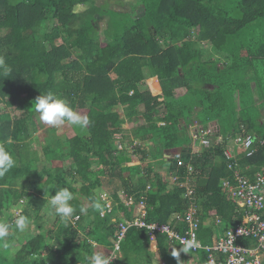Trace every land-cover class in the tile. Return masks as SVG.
I'll list each match as a JSON object with an SVG mask.
<instances>
[{
	"label": "trees",
	"instance_id": "trees-1",
	"mask_svg": "<svg viewBox=\"0 0 264 264\" xmlns=\"http://www.w3.org/2000/svg\"><path fill=\"white\" fill-rule=\"evenodd\" d=\"M89 1L0 0V56L11 67L10 75L0 74V144L16 161L0 177V222L9 226L8 237L0 241V264H92L98 252L113 257L110 264H154L146 229H127L113 255L112 244L120 225L136 218L135 207L125 206L127 197L136 202L145 198L146 223L172 222L176 232L184 233V224L175 216L187 209L185 189L170 187L155 170L168 165L167 171L174 172L175 160L165 161L164 156L180 151L197 177L193 185L198 208L213 209L222 220L208 231L219 234L241 225L244 213L220 188V181L232 174L225 147L216 145L190 158L189 132L198 125L205 128L215 121L227 139L255 133L254 153L247 157L236 148V162L244 169L252 167L253 173L264 168V123L259 122L264 42L244 41L247 31L264 19V0H134L139 9L122 13L121 21L94 5L77 12ZM99 36L104 47L97 43ZM201 44L218 56L206 58ZM146 75L158 79L160 95L139 88ZM253 83L261 96L254 94ZM193 84L200 87L198 93ZM181 87L187 91L179 98L176 91ZM49 91L86 115L90 124L84 129L68 124L74 135L57 136L34 107L35 99ZM120 106L126 107L125 116L113 111ZM8 108L25 116L15 118ZM140 116L145 125L133 128L132 136L152 141L155 153L137 166L122 158L116 135L124 131L126 121ZM32 125L41 133L30 134ZM62 188L78 190L70 201L76 211L67 221L49 214L50 195ZM97 203L100 209L94 208ZM14 211L19 212L17 218H29L23 232L16 229ZM260 215L264 219V209ZM155 240L161 264L207 260L205 251L189 249L177 261L173 252L184 245L164 234H156ZM238 243L256 245L251 238Z\"/></svg>",
	"mask_w": 264,
	"mask_h": 264
},
{
	"label": "built area",
	"instance_id": "built-area-1",
	"mask_svg": "<svg viewBox=\"0 0 264 264\" xmlns=\"http://www.w3.org/2000/svg\"><path fill=\"white\" fill-rule=\"evenodd\" d=\"M198 129L195 130L193 139L196 148L200 146L202 150L203 146L205 148L208 147L206 139L212 133L208 129L205 131L202 130V134H200L199 132L201 130ZM233 139L234 146L246 151L247 156H251L254 153L252 147L257 139L254 135L243 132L242 136H237ZM216 145H220V141L216 142L214 146ZM224 156L229 161L228 169L232 171V175L222 180L221 188L239 207L251 212L246 221L220 235L212 244H202L199 238V232L200 228L208 223V220L206 219L205 222L201 220L196 205L197 197L195 196L194 190L184 181L182 184L179 183V186L185 189L184 197L191 203V207L188 212L175 216L176 221L184 224V233L176 232L171 224L146 223V209L142 202L138 217L132 222H127L126 225L121 226V233L111 254L113 255L119 250L120 240L127 229L129 227H138L147 230L151 241L155 240L156 234H164L170 240L179 241L182 245H184L185 240L194 239L198 246L190 249L194 251L201 249L208 254L204 264H263L264 219L259 215V212L264 209V171L257 173L253 181H251L241 173L239 166L235 163L236 155L230 149L224 150ZM175 158L177 159V166L175 167L174 174L170 175V180L174 183L182 179L179 168L184 166L179 153ZM188 169L191 170L190 167ZM129 203H131V200ZM107 206L110 208L109 205ZM101 215L103 216L104 213L102 212ZM243 238L254 239L256 241V247H246L239 244V240Z\"/></svg>",
	"mask_w": 264,
	"mask_h": 264
},
{
	"label": "crops",
	"instance_id": "crops-1",
	"mask_svg": "<svg viewBox=\"0 0 264 264\" xmlns=\"http://www.w3.org/2000/svg\"><path fill=\"white\" fill-rule=\"evenodd\" d=\"M103 1V2H102ZM95 1L94 0H92V2H91V0L89 1V3L88 4H90L89 6L86 4L85 6H86V8H84V10L83 11H85V10H88L89 8H91L94 4V7H96V9L97 10H102V8H104L105 9V11L104 12H106V11H110V8H111V12L113 11V12H115L116 11V9L118 8L119 9V11H120V13H119V15L121 14V13H125V12H127L128 10H123L122 8H120V7H116V5L113 3L114 2V0H100V4H96V2L94 3ZM105 3H109L110 5H109V8L105 5ZM121 9V10H120ZM107 14V13H106ZM103 17V16H102ZM101 27L103 28L104 27V25L107 23V16L106 17H104V18H101ZM103 43V42H102ZM101 47H104V43H103V46L101 45ZM221 61H224V60H221ZM262 72H263V70H262ZM262 83H263V85H264V80L262 81ZM189 84H191L190 82H189ZM188 85V84H187ZM190 87H194V91H195V93H197L198 92V89L200 90V87H198L197 85H195V84H193V85H190ZM198 87V88H197ZM139 88H141V90H142V92H145V91H149L151 94H152V96H158V95H160V93H161V88H160V85H159V82H158V79L156 78V77H151V76H148V75H146L145 76V79H144V81L140 84V86H139ZM196 88V89H195ZM252 89H253V91H254V94L255 95H258V96H261V94L260 93H258L259 92V87H258V84H255V83H253L252 84V87H251ZM186 91H187V89H185V88H179V89H177V96L179 97V98H181V97H184V96H186L185 94H186ZM193 91V92H194ZM188 95V94H187ZM264 97V96H263ZM162 98H159L158 99V102H162ZM256 100H259L258 98H256ZM263 101H264V98H263ZM124 108H126V107H123V106H120V107H116V108H114L113 109V111H116V112H119L120 114H121V116H122V114H123V109ZM137 108H138V112H140V113H142L143 112V109H144V106H142V105H140V106H137ZM157 110L161 113V114H163V112H164V107H163V105H159L158 107H157ZM262 116L259 118V122L260 123H264V107L262 108ZM141 118V116L139 117V120H138V118H136V120H133V121H126V125H125V129H124V131H122L120 134H117V135H120V139H123L124 141H125V143H126V146H127V148H132V151H131V153L129 152V149H128V151L126 150V149H124L127 153H124V150H121V148L120 147H117L122 153H123V156H122V158H124V159H127V160H129V162H131V164L133 165H141L142 163V161H150L151 160V156H153V155H151V153H155L154 152V149H153V151H151L149 154H146L144 151H145V149H148L150 146H153L154 144L152 143V141H150V140H147V141H140V140H138L137 138H134L133 136H132V133H131V130L133 129V128H135V127H137V126H141V125H145V120H143V119H140ZM127 119V118H126ZM159 125H161L162 123H158ZM196 124H198L197 122H196ZM198 127H201L202 128V126H200V125H198ZM206 127L208 128V129H210L212 132V134L206 139V141L208 142V147L207 148H205V146H203V149L201 150V148H200V146L198 147V148H196V146H195V143H194V139H193V130L195 129V128H193V130L191 131V132H189V135L191 136V143H190V145H188L187 146V148L189 149L188 150V153L190 154V158H192L193 156H199L200 154H202L204 151H206V150H208V149H210V148H213L214 147V145H215V143L216 142H218V141H220V145H223L224 147H225V149L224 150H227V149H230L232 152H233V154H235L236 155V148L237 147H235L234 146V139L232 138V139H227V138H224V136H222L220 133V130H219V125L214 121V122H209V123H207V125H206ZM192 129V128H191ZM198 128H196V130H197ZM204 129V128H203ZM208 129H205V130H208ZM255 137H257L258 138V136L255 134V133H252ZM126 137H128L130 140V142H132V145L130 146V145H128L127 143H128V140H126ZM134 142H135V144H136V148H133V146H134ZM141 147H145V149L143 150V152H142V149H141ZM136 150V151H135ZM138 150H140L142 153H140ZM179 153V155H180V157H181V159H182V156H183V151L181 152H175L173 155H171L170 157H168L167 156V158H171V160L173 161V160H175V165L177 166V159L175 158V156L177 155ZM127 154H131L130 156L129 155H127ZM138 155H140L141 157H138V161L137 162H139V164H137V162L136 161H134V159H132L131 157L132 156H134L135 158H137V156ZM166 156H164V160L165 161H167L166 160V158H165ZM238 156H236V160H238ZM227 160V159H226ZM182 161H183V159H182ZM134 162V163H133ZM227 162H228V164H229V161L227 160ZM238 162V161H237ZM183 163H184V166L182 167V168H179V170H180V174H181V178L183 179V183H184V181L194 190V193H195V196H196V190H195V187H194V185H193V183L195 182V180L197 179V177L196 176H194V169H193V165H192V163L189 161V162H187V163H185L184 161H183ZM228 164H227V167H228ZM124 165H126V164H124ZM168 166V165H167ZM166 166V167H167ZM176 166H174V168L176 167ZM238 166H239V169L241 170V173L244 175V176H246L247 178H249L251 181H253V179L255 178V176H256V174L257 173H259V172H262V171H264V168L263 169H261V170H259V171H256V172H252L253 171V168L252 167H248V168H242L239 164H238ZM166 167H163V168H161V170H159V174L161 175V176H163L164 177V180H165V183L166 184H168L170 187L172 186H178L179 188H181L180 186H179V183L177 184V182H172L171 180H170V175L171 174H174V172H168L167 171V169H166ZM191 168V170H189L188 168ZM156 171H158L157 169H156ZM251 173H253L252 175H251ZM232 175V174H231ZM230 175V176H231ZM229 176V177H230ZM223 179H226V178H223ZM222 179V180H223ZM134 180H137V176H134ZM222 180L220 181V188H221V182H222ZM147 190H149V187L147 188ZM221 191H222V193H223V195L227 198V200L228 201H230L232 204H234L235 206H236V208H237V211L239 212V213H244V217H243V220H242V222H241V224L244 222V221H246V219H247V217H248V215H249V213H251L249 210H247V209H244V208H241V207H239L235 202H233L232 201V199H230L229 198V196L227 195V194H225L224 192H223V190H222V188H221ZM131 200V203H129V201ZM187 200V199H186ZM144 203V205H145V209H146V215H147V206H146V203H145V198L144 197H142L141 199H140V201L139 202H136L135 201V199L133 198V197H127L126 198V201H125V206L126 207H128V208H131V209H134L133 207H135V209H134V213H135V215H136V218L138 217V215H139V210H140V204L141 203ZM187 203H188V205H187V209L185 210V212H188L189 211V209H190V207H191V203L189 202V201H187ZM197 203V202H196ZM112 204H113V202H112V200L111 199H108V202H107V205H109L110 206V208L112 207ZM137 204V206H135ZM197 205V204H196ZM199 206V205H198ZM198 206H197V208H198ZM200 208V209H199ZM198 208V210H199V214H200V217H201V220L203 221V222H205L206 221V219L208 220V223H206V224H204L202 227H203V229L200 231V235H199V238H200V241H201V243L202 244H204V245H210V244H212L220 235H222V234H224L225 232H222V233H219V234H215L213 231H208V228L211 226V224H213L214 226H218L219 224H221L222 223V220L221 219H219L217 216H215V211L212 209H206V208H203V207H199ZM259 215H260V212H259ZM102 216V215H101ZM261 216V215H260ZM134 220V219H133ZM133 220H131V221H128V222H132ZM173 220H174V217H173ZM114 221V220H113ZM218 221H220V223H218ZM127 224V223H126ZM125 224V225H126ZM169 224H172V222L171 223H169ZM173 225V224H172ZM120 226H123V225H120ZM130 228V227H129ZM128 228V229H129ZM148 233V232H147ZM119 237V236H118ZM123 238V237H122ZM121 238V239H122ZM148 238H149V236H148ZM118 240V238L114 241V244H112V249H114L115 248V246H116V241ZM170 240V239H169ZM149 241H150V243H149V245H148V251L153 255V257H154V264H161V260H160V258H159V251H158V249H157V246H156V240H154V241H151L150 239H149ZM248 247H256V245H253V244H251V246H248ZM113 251V250H112ZM119 252V251H118ZM118 256L119 257H121V254L119 253L118 254ZM187 264H189L188 262H187ZM263 264H264V256H263Z\"/></svg>",
	"mask_w": 264,
	"mask_h": 264
},
{
	"label": "clouds",
	"instance_id": "clouds-1",
	"mask_svg": "<svg viewBox=\"0 0 264 264\" xmlns=\"http://www.w3.org/2000/svg\"><path fill=\"white\" fill-rule=\"evenodd\" d=\"M11 73V67L6 63L5 58L0 56V74L8 76ZM35 110L39 112L40 119L47 125L60 126L66 122L72 126L80 129L86 128L90 124L89 118L80 115L69 107L66 100L58 98L53 92L49 91L43 95H39L35 99ZM247 155V153H246ZM252 156V155H251ZM249 157V156H247ZM236 165L238 166L236 160ZM16 166V161L7 150V148L0 144V177L5 176L10 170ZM232 172V171H231ZM73 200V193L68 188H62L55 192V195H50L49 205L52 216H59L62 221H67L75 213L76 209L70 203ZM100 204H95V209H100ZM86 209H81V212H86ZM16 229L20 232L25 231L29 224V218L20 215L16 219ZM9 235V226L6 222H0V241H4ZM3 246L8 248L9 245L4 243ZM198 246L197 242L192 240H185L182 248L176 249L173 252V257L179 260L180 254L187 252L190 248ZM112 258L105 256L103 253H95L91 257L92 264H110Z\"/></svg>",
	"mask_w": 264,
	"mask_h": 264
},
{
	"label": "rangeland",
	"instance_id": "rangeland-1",
	"mask_svg": "<svg viewBox=\"0 0 264 264\" xmlns=\"http://www.w3.org/2000/svg\"><path fill=\"white\" fill-rule=\"evenodd\" d=\"M95 2H96V4H100L101 2H100V0H94ZM92 2V1H91ZM94 2V3H95ZM103 2V1H102ZM115 5H116V7H121L122 9H124V10H128L127 12H131V11H133V10H135V9H139V3H138V1H134V0H114V2H113ZM88 6L90 5V4H87ZM95 5V4H94ZM105 5L109 8V3H105ZM84 8H86V6L85 5H80L78 8H77V12H82L83 10H84ZM130 8V9H129ZM121 10V9H120ZM102 11H105V9L104 8H102ZM106 13L107 14H109L110 16H112L113 14H117L118 16L116 17V19H118V20H120L121 21V19H123V18H121V17H119V13H120V11H119V9L117 8L116 9V11L115 12H111V8H110V11H106ZM120 15H122V13L120 14ZM95 17H97L96 15H94ZM124 21V20H123ZM246 37H247V39L246 40H244V41H246L247 43H254L255 41H257V40H259L260 42H264V19L263 20H261V21H259L258 23H256V24H254L253 25V27H251L248 31H247V35H246ZM100 43L102 46H103V43H104V41H103V37L102 36H99L98 38H97V43ZM103 42V43H102ZM201 46L203 47V48H205V53H204V56L206 57V58H216L218 55L214 52V51H212L210 48H206V47H204V44H201ZM264 57V56H263ZM198 93V92H197ZM7 111H9L10 113H11V115H13V117H15V118H20V117H23V116H25L24 114L25 113H23V112H18V111H16V110H14V109H12V108H8L7 109ZM115 113H118V114H120L119 112H116V111H114ZM122 116H125V113H124V109H123V114H122ZM32 128H33V130L31 129L30 130V134H32L33 136L34 135H38V134H40L41 133V129L39 128V127H36L35 125H32ZM196 128H198V126H196L195 127V129L193 130V128L191 129V131L193 130V134L195 133V130H196ZM205 129H208L207 127H205L204 129L203 128H201L200 127V129H198V130H201V132H199L200 134H202V130H204L205 131ZM55 134L57 135V136H59V137H61V138H69V137H71V136H73L74 135V132H73V130H72V128L68 125V123H65V124H63V125H60V126H55ZM212 132V131H211ZM237 137V136H236ZM116 146L117 147H120L121 148V150H124V149H126L127 151H128V149H129V152L131 153V151H132V148H127V146H126V143H125V141L123 140V139H120V135H116ZM133 148H136V144H135V142H134V146H133ZM141 149H142V152H143V150L145 149V147H141ZM153 149H154V145L153 146H150L148 149H145V153L146 154H149L151 151H153ZM252 149H253V147H252ZM253 151H254V149H253ZM124 153H127L125 150H124ZM127 155H131V154H127ZM138 157H141L140 155H138L137 156V158H135L134 156H132L131 158L132 159H134V161H138ZM166 158V160H168V158L167 157H165ZM95 159V158H94ZM134 163V162H133ZM69 162H66L65 163V166H69ZM137 164H139V162H137ZM125 166V165H124ZM157 169V167H155V170ZM160 170V169H159ZM159 170L157 171V172H159ZM78 189V188H77ZM71 192L72 193H74V194H76L77 192H78V190H76V191H74V190H71ZM90 194L89 195H91V198H92V196H93V192H89ZM49 210H50V207H49ZM15 215H16V218H17V216H18V214H19V212H16V211H14L13 212ZM184 213H185V211H184ZM181 214V213H180ZM183 214V213H182ZM176 215H179V214H176ZM172 225V224H171ZM173 226V225H172ZM50 228V226L49 225H47V227L45 228V230L47 231L48 229ZM12 233H13V235H15V236H18V233L17 232H15V231H12ZM82 234V233H81ZM82 235H84L85 236V234L83 233Z\"/></svg>",
	"mask_w": 264,
	"mask_h": 264
}]
</instances>
